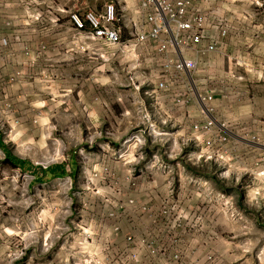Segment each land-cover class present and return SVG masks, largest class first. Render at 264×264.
Here are the masks:
<instances>
[{"label": "rangeland", "instance_id": "obj_1", "mask_svg": "<svg viewBox=\"0 0 264 264\" xmlns=\"http://www.w3.org/2000/svg\"><path fill=\"white\" fill-rule=\"evenodd\" d=\"M11 1L0 20V264L44 235L72 244V264L84 238L112 264H264V0L229 5L236 18L223 46L196 58L184 108L152 94L153 45L85 51L66 7L40 0L42 20H9L32 7ZM209 118L229 142L206 150L193 127Z\"/></svg>", "mask_w": 264, "mask_h": 264}, {"label": "built area", "instance_id": "obj_2", "mask_svg": "<svg viewBox=\"0 0 264 264\" xmlns=\"http://www.w3.org/2000/svg\"><path fill=\"white\" fill-rule=\"evenodd\" d=\"M225 1H229L228 4ZM240 1L242 0H92L91 4H83L82 14L73 8L79 7L76 0H66L57 4L61 10H65L64 7L70 10L68 21L79 32L74 34V41L82 43L81 46L86 45L85 51L95 48L99 54L105 44L108 46L123 44L126 48L132 49L147 43L153 45L157 61L162 65V74L152 94H170L171 102L184 108L191 100L190 81H193L192 74L196 70V58L213 53L223 46L227 34L224 22L236 18L233 14L226 13V10L230 11L229 5ZM33 3L36 6L41 4L40 1L29 0L30 5ZM31 16L42 20L40 13H32ZM51 20L61 19L54 15ZM125 27L128 29V36L124 39ZM6 44V39L0 37V46ZM100 56L103 57V54ZM213 96L211 92L198 93V100L206 108L207 113H211L209 105L213 101ZM214 125V121L209 118L193 127L195 133L209 135L204 141L206 150L229 142V134L220 130L215 131ZM203 134V137H207ZM127 240L131 241V237L128 236ZM81 244L85 248H90V244L94 243H89L84 238ZM95 245L100 248L97 254L94 251L95 258L93 255L89 258L87 253L82 264H112L110 256L103 252L102 244ZM116 250L120 248L108 247V251ZM23 251L22 249L19 257L24 255ZM151 253L155 251L151 250ZM130 258L138 261L136 254ZM176 259L175 257L174 260H170L173 263H169L176 264ZM166 260L162 264L167 263Z\"/></svg>", "mask_w": 264, "mask_h": 264}, {"label": "crops", "instance_id": "obj_3", "mask_svg": "<svg viewBox=\"0 0 264 264\" xmlns=\"http://www.w3.org/2000/svg\"><path fill=\"white\" fill-rule=\"evenodd\" d=\"M5 1L7 0H0V20H4L3 18L5 17ZM16 0L11 1V4L15 3ZM40 1V0H37ZM66 0H42V2L51 4L54 7V3L57 2H64ZM78 1V6L83 7V4H91L92 0H76ZM68 2V1H67ZM31 14L35 13V8L36 7L35 3L31 4ZM21 8V7H20ZM19 10H16L18 12V16H15L14 19H9V20H40L36 19L35 17L31 16H24V10L23 8ZM28 18V19H26ZM50 231H46L45 233L48 234ZM45 235L43 236L42 242L40 241H35L32 240L30 243H24L20 248L21 250L26 249V255L22 257L15 256V262L14 264H72V244L68 243V241L64 240L61 241V243H54L52 241L46 242L45 240ZM95 244H90V248H93ZM60 246V248H59ZM27 249L31 255L27 252ZM78 249V257H74V264L76 263H81L82 262V255L86 256L87 251L89 249L85 248L84 245H82L80 242L77 246ZM57 250V251H56ZM100 248L99 246L95 245V252L96 254L99 252ZM48 251L49 256L46 258L43 256V252ZM57 254V256L55 255ZM76 259H80L81 261H77ZM167 263L165 264H170V260H166ZM83 263V262H82ZM173 263V262H171Z\"/></svg>", "mask_w": 264, "mask_h": 264}, {"label": "trees", "instance_id": "obj_4", "mask_svg": "<svg viewBox=\"0 0 264 264\" xmlns=\"http://www.w3.org/2000/svg\"><path fill=\"white\" fill-rule=\"evenodd\" d=\"M0 145H2L1 143H0ZM3 146V145H2ZM2 149H4L3 147H1ZM5 157H6V161H9L10 163H12L15 167H17V166H19V167H21L22 168V170H24V169H27L28 168V166H27V161L25 160V159H23V158H14V157H11L10 158V156H8L7 154H6V152H5ZM57 167H60L61 169H60V172H58V174L57 173H55L56 175H58V176H60V175H63L64 173H65V170H67V166H66V164L64 165V164H57ZM71 168L73 169V166H71ZM52 169H53V166L52 165H50V166H47V167H43V171L44 172H50V173H53L52 172ZM74 173V170H72L71 171V173Z\"/></svg>", "mask_w": 264, "mask_h": 264}]
</instances>
